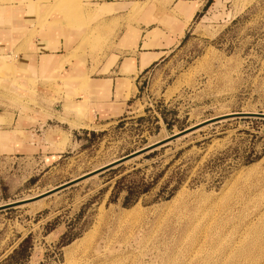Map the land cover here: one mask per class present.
Listing matches in <instances>:
<instances>
[{
    "label": "rangeland",
    "instance_id": "rangeland-1",
    "mask_svg": "<svg viewBox=\"0 0 264 264\" xmlns=\"http://www.w3.org/2000/svg\"><path fill=\"white\" fill-rule=\"evenodd\" d=\"M15 2L0 0V27ZM75 2L55 5L71 19ZM202 5L180 43L141 76L127 113L81 132L59 158L19 144L26 122L49 116L65 94L32 92L0 58V206L209 121L45 198L43 208L0 211V264H264V119L211 121L264 115V0ZM137 6L130 22H154Z\"/></svg>",
    "mask_w": 264,
    "mask_h": 264
},
{
    "label": "crops",
    "instance_id": "crops-1",
    "mask_svg": "<svg viewBox=\"0 0 264 264\" xmlns=\"http://www.w3.org/2000/svg\"><path fill=\"white\" fill-rule=\"evenodd\" d=\"M161 3L78 0L71 19L66 5L58 8L55 0H16L11 5L0 27V58L13 63L19 82L34 83L32 92L65 94L53 100L49 116L26 122L27 140L20 149L59 158L81 132L127 113L141 76L180 43L205 6V0ZM134 4L139 13H153L154 22L146 23L139 15L130 22Z\"/></svg>",
    "mask_w": 264,
    "mask_h": 264
},
{
    "label": "water",
    "instance_id": "water-1",
    "mask_svg": "<svg viewBox=\"0 0 264 264\" xmlns=\"http://www.w3.org/2000/svg\"><path fill=\"white\" fill-rule=\"evenodd\" d=\"M246 117H256V118H261V119H264V115L263 114H251V113H235V114H231V115H225V116H222V117H219L215 120H211V121H218V120H224V119H233V118H246ZM209 122V121H208ZM208 122H204V123H201L195 127H192L190 129H187V130H184L174 136H171L170 138H167L161 142H157L155 144H152L146 148H143L142 150L140 151H137V152H134L130 155H127L123 158H120L112 163H109L108 165L102 167V168H99L97 170H94L93 172H90L80 178H77L73 181H70L62 186H59L57 188H55L54 190H51V191H47L45 192L44 194H41L39 196H36L34 198H31V199H28V200H22V201H19V202H15V203H11V204H7V205H4V206H0V211H4V210H8V209H11V208H15V207H20V206H25V205H29V204H32V203H35L37 201H40V200H43L47 197H50L51 195L55 194V193H58L66 188H69L73 185H76L77 183H80L82 181H85L91 177H94V176H97V175H100V174H103L111 169H114L116 167H119L131 160H134L142 155H145V154H148L160 147H163L165 145H167L168 143L172 142V141H175L179 138H182L202 127H204Z\"/></svg>",
    "mask_w": 264,
    "mask_h": 264
},
{
    "label": "bare ground",
    "instance_id": "bare-ground-1",
    "mask_svg": "<svg viewBox=\"0 0 264 264\" xmlns=\"http://www.w3.org/2000/svg\"><path fill=\"white\" fill-rule=\"evenodd\" d=\"M160 142V141H159ZM28 199H30V198H28ZM28 199H25V200H28ZM44 200V199H43ZM43 200H40V201H37V202H35V203H32L31 205L33 206H36V207H42L43 206ZM43 208V207H42ZM31 209H33V208H31ZM38 209V208H37ZM264 213V212H263ZM94 256V255H93ZM95 258V257H94Z\"/></svg>",
    "mask_w": 264,
    "mask_h": 264
}]
</instances>
